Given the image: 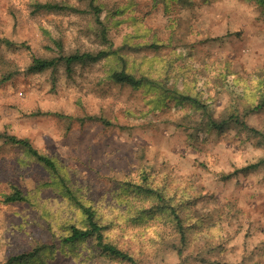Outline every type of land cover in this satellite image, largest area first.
<instances>
[{"label":"rangeland","instance_id":"374dc122","mask_svg":"<svg viewBox=\"0 0 264 264\" xmlns=\"http://www.w3.org/2000/svg\"><path fill=\"white\" fill-rule=\"evenodd\" d=\"M45 3L68 8L37 10ZM88 3L0 0V133L54 158L108 238L141 264H264V138L234 121L220 130L210 123L238 107L264 134V105L256 108L254 99L264 82V7L251 0H180L169 9L165 0H98L128 69L159 77L172 63L180 74L171 87L193 89L209 105L206 116L113 81L111 71L122 65L113 57L77 65L71 75L64 65L31 72L32 54H57L48 48L54 40L67 53L108 49ZM231 85L240 93L232 95ZM143 175L181 210L185 243L168 213L134 190ZM53 179L27 150L0 139V264L52 245L34 264H128L97 257L89 245L62 250L63 226L84 219ZM15 186L29 201L2 203Z\"/></svg>","mask_w":264,"mask_h":264},{"label":"trees","instance_id":"16d2710c","mask_svg":"<svg viewBox=\"0 0 264 264\" xmlns=\"http://www.w3.org/2000/svg\"><path fill=\"white\" fill-rule=\"evenodd\" d=\"M178 1L180 0H165V3L169 9L173 3H178ZM251 1H256L258 4L264 7V0ZM88 5L93 11V15L99 25L100 37L106 44H108V49H102L98 51L77 50L67 53L64 51L61 41L54 40V49L52 47L48 48L50 50L57 51V54L52 57H39L35 54H32V63L29 68L31 72H42L46 69L64 65L67 73L71 75L74 67L77 65L86 66L97 63L104 59H111V57H113L114 59L122 62L120 69H113L110 73V78L113 81L137 90L147 89L149 91L155 92L159 102H165L168 100V98L174 99L179 103H188L191 106L200 109L204 115H209V105L200 98L196 97L193 89H189L188 93H184L175 87H171L170 78L175 79L180 74L179 72L173 70L172 63L167 65L168 73L163 74V72H157L159 77H156L153 72H151L152 75L142 72L137 75L136 72L130 71L127 67L126 56L120 53L119 48H116L115 43L109 37L106 25L101 20L102 7L99 6L98 0H89ZM36 8L37 10L57 11L66 9L68 7L58 4L45 3L37 4ZM70 9L75 11L78 10L76 7H70ZM158 78H163V80H159ZM183 80L184 84L189 83L187 77H183ZM3 82V80H0V84ZM259 82V86L256 88V92L254 94V99L258 102V106L256 108H261V106L264 105V91H262L263 87L261 86V83L264 84V82L262 79H259ZM230 91L232 95H237V92L240 93V91L236 88V85H231ZM233 111L234 113L231 112L228 118L220 122H217L213 120L212 117H210L211 125L220 130L225 126V124H227V122L234 121L241 127L248 130L250 129L252 132L264 138V134L260 130L250 128L245 123L242 114H240L241 109L234 107ZM0 139H2L6 144L22 147L27 150L28 154L33 157L36 162L44 166V168L49 171V173L54 178L52 183L60 184L63 194L65 196H69L74 201L76 208L80 211L84 219L83 224H65L63 226L64 232L59 236L58 243L62 246V250L64 252H74V250L81 246L89 245V249H93V252L97 253V257L101 256L128 264H141L140 260L136 257V255H134V253L108 238L106 233L107 226L101 222L97 211L91 205L83 203V201L73 193L61 172L59 163L54 158L41 153L31 144L28 139L2 133H0ZM259 164L260 163H256L246 168H255L259 166ZM133 188L137 193L142 194L146 200L147 198H150L155 201L156 206L158 205L157 207L160 209L159 211L161 213H168L172 226L181 237V242L185 243L187 240L185 221L182 217L181 210L175 203H173L172 198L166 197L162 190L155 189L150 186L147 175H143L141 177V184L134 185ZM28 201L29 199L27 195L19 187L15 186L12 188V191L9 194L4 196L2 203L15 204ZM54 247L55 245L42 246L41 248H36L29 253L11 257L8 259V261L2 264H34L36 260L39 259L41 252L43 253L46 250H52Z\"/></svg>","mask_w":264,"mask_h":264}]
</instances>
